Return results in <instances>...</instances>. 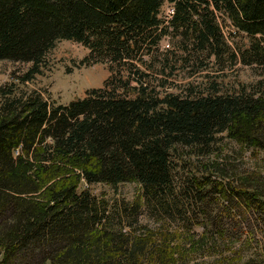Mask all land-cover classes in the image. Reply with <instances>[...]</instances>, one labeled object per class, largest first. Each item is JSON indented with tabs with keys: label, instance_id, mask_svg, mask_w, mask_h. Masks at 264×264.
Wrapping results in <instances>:
<instances>
[{
	"label": "trees",
	"instance_id": "obj_1",
	"mask_svg": "<svg viewBox=\"0 0 264 264\" xmlns=\"http://www.w3.org/2000/svg\"><path fill=\"white\" fill-rule=\"evenodd\" d=\"M225 22L247 43L232 48ZM59 41L108 72L65 106L20 87ZM198 58L261 78L163 90ZM0 61L31 65L0 87V264H264V173L216 153L224 134L264 157V0H0ZM127 183L129 203L89 192Z\"/></svg>",
	"mask_w": 264,
	"mask_h": 264
},
{
	"label": "rangeland",
	"instance_id": "obj_2",
	"mask_svg": "<svg viewBox=\"0 0 264 264\" xmlns=\"http://www.w3.org/2000/svg\"><path fill=\"white\" fill-rule=\"evenodd\" d=\"M168 7L167 3H163L160 9L161 15ZM222 34L227 40L228 44L234 48V45L240 46L247 43L244 36L236 33L225 22L221 26ZM170 36L163 38L159 43V50H166L171 45ZM87 55V50L79 44L69 41H59L46 54L42 63L41 72L35 76L31 82L20 84V87L26 91H36L42 97L50 101H54L57 105L65 106L70 101L81 99L84 97L85 91L89 89H97L102 86L103 81L107 78L108 72L106 67L102 64L81 63ZM206 62L203 58H198L196 61H190L185 68V71L178 70V72L167 80V87L164 91L172 93H183L185 87L190 85L196 89L203 91L209 90V85L213 83L217 87L218 93H232L240 86H250L261 78L262 69L258 67L243 66L239 62L229 66L226 61H220L213 64L209 59ZM200 68L206 66L203 70H199L196 74L188 76L186 70ZM30 64L0 61V87L9 85L11 83H18V78L22 77L24 73L30 68ZM190 71V70H189ZM259 74V76H258ZM160 78L161 76H157ZM157 81L153 85H157ZM162 91L161 88H158ZM221 142L216 153L222 155L229 153V149L233 154H229L233 162L232 169L234 172L245 171L253 173H264V157L262 155L250 154L247 150H242L237 145L225 139V135H219ZM203 162L204 160L201 159ZM89 192L96 199H103L109 205H119L129 203L137 192V187L134 184H120L115 187H110L102 184L89 186ZM138 223L148 224L150 219L148 215L141 210L139 216L136 217ZM254 225H250L249 232H254ZM258 232V231H257Z\"/></svg>",
	"mask_w": 264,
	"mask_h": 264
},
{
	"label": "built area",
	"instance_id": "obj_3",
	"mask_svg": "<svg viewBox=\"0 0 264 264\" xmlns=\"http://www.w3.org/2000/svg\"><path fill=\"white\" fill-rule=\"evenodd\" d=\"M172 15V8L170 6H168L164 11H163V15L162 18H164L165 20L170 19Z\"/></svg>",
	"mask_w": 264,
	"mask_h": 264
}]
</instances>
